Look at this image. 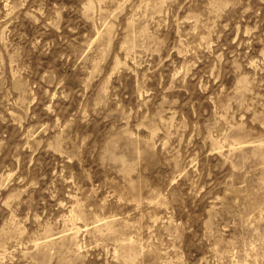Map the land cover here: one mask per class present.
Listing matches in <instances>:
<instances>
[{
    "label": "rangeland",
    "instance_id": "obj_1",
    "mask_svg": "<svg viewBox=\"0 0 264 264\" xmlns=\"http://www.w3.org/2000/svg\"><path fill=\"white\" fill-rule=\"evenodd\" d=\"M0 264H264V0H0Z\"/></svg>",
    "mask_w": 264,
    "mask_h": 264
}]
</instances>
